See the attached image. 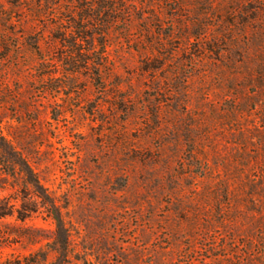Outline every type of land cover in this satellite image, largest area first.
Wrapping results in <instances>:
<instances>
[{
    "label": "rangeland",
    "instance_id": "1",
    "mask_svg": "<svg viewBox=\"0 0 264 264\" xmlns=\"http://www.w3.org/2000/svg\"><path fill=\"white\" fill-rule=\"evenodd\" d=\"M0 215V263L264 264V0H0Z\"/></svg>",
    "mask_w": 264,
    "mask_h": 264
},
{
    "label": "trees",
    "instance_id": "2",
    "mask_svg": "<svg viewBox=\"0 0 264 264\" xmlns=\"http://www.w3.org/2000/svg\"><path fill=\"white\" fill-rule=\"evenodd\" d=\"M0 216H2V215H0ZM60 243L65 244V243H67V241L63 239V241H60ZM0 264H21V263L18 261H4L3 263H0ZM25 264H31V263L26 262Z\"/></svg>",
    "mask_w": 264,
    "mask_h": 264
}]
</instances>
